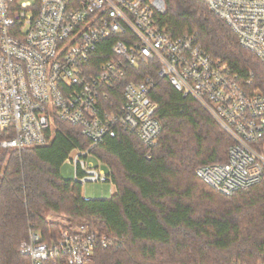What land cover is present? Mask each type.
Wrapping results in <instances>:
<instances>
[{
  "label": "built area",
  "instance_id": "obj_1",
  "mask_svg": "<svg viewBox=\"0 0 264 264\" xmlns=\"http://www.w3.org/2000/svg\"><path fill=\"white\" fill-rule=\"evenodd\" d=\"M202 1L264 63V0ZM165 10L164 0H0V130L13 135L0 140V149L46 146L58 121H65L90 142L68 158L74 180L112 183L93 150L122 131L137 136L151 158L162 125L149 78L125 83L121 104L111 91L129 67L157 60L159 75L196 99L232 140L226 162L200 166L198 177L226 196L263 182L264 93L246 90L196 32L173 37L157 25L155 17ZM110 38L116 39L114 57L96 63L101 43ZM116 242L96 231L65 229L47 243L32 228L20 252L32 264H89L97 245Z\"/></svg>",
  "mask_w": 264,
  "mask_h": 264
},
{
  "label": "trees",
  "instance_id": "obj_2",
  "mask_svg": "<svg viewBox=\"0 0 264 264\" xmlns=\"http://www.w3.org/2000/svg\"><path fill=\"white\" fill-rule=\"evenodd\" d=\"M164 2L157 25L173 37L196 32L214 58L239 74L246 90L264 93L263 61L241 46L204 1ZM115 40L101 43L96 63L114 57ZM159 71L157 60L140 62L111 91L121 104L125 83L149 78L162 132L151 158L137 136L122 131L93 150L112 175L110 198H86L83 184L61 174L74 149L90 147L79 126L58 121L46 146L0 149V264H32L20 252L32 228L47 243L65 229L117 239L108 248L97 245L89 264L264 262V181L226 196L198 177L200 166L226 162L232 140L196 99ZM12 136L0 130V140ZM52 213L66 222L49 219Z\"/></svg>",
  "mask_w": 264,
  "mask_h": 264
},
{
  "label": "rangeland",
  "instance_id": "obj_3",
  "mask_svg": "<svg viewBox=\"0 0 264 264\" xmlns=\"http://www.w3.org/2000/svg\"><path fill=\"white\" fill-rule=\"evenodd\" d=\"M61 174L66 179H75V166L71 160H67L61 167ZM83 195L86 198H110L115 193L112 183L87 182L83 183ZM49 219L66 222V217L50 214Z\"/></svg>",
  "mask_w": 264,
  "mask_h": 264
}]
</instances>
